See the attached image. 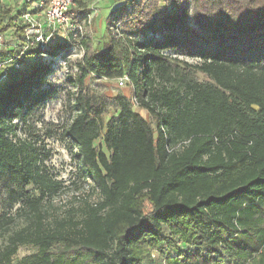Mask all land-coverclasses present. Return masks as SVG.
<instances>
[{
  "label": "trees",
  "instance_id": "1",
  "mask_svg": "<svg viewBox=\"0 0 264 264\" xmlns=\"http://www.w3.org/2000/svg\"><path fill=\"white\" fill-rule=\"evenodd\" d=\"M2 1L0 34L21 40ZM170 3L160 11L154 0H129L123 18H106L100 45L79 42L63 134L99 200L81 199L56 226L45 224L42 202L57 185L34 144L16 135L51 92L42 87L50 65L0 67V197L28 218L0 264H153V250L162 264H264V0ZM123 19L116 36L111 24ZM88 76L125 78L153 124L123 96L107 106L84 85ZM11 221L0 215V235ZM22 245L34 251L14 260Z\"/></svg>",
  "mask_w": 264,
  "mask_h": 264
},
{
  "label": "rangeland",
  "instance_id": "2",
  "mask_svg": "<svg viewBox=\"0 0 264 264\" xmlns=\"http://www.w3.org/2000/svg\"><path fill=\"white\" fill-rule=\"evenodd\" d=\"M10 8L15 9L12 0H3ZM160 11H166L170 8V0H154ZM14 3V4H13ZM125 5L126 11H129V0H97L91 2L79 3V13H92L91 24L85 28L82 39H84L90 47L100 45L106 32V18L109 14L113 17L124 16L121 14L120 8ZM78 7V5H77ZM123 20H115L113 32L117 36L115 27L119 31L123 30ZM193 27L192 24H189ZM57 45L63 46L61 50L62 57L59 62L51 61V55H44L37 52V47L23 49L20 40L14 35L12 30H8L2 34L0 39L1 59H6L7 52L14 51L23 59L19 63L21 69H28L37 59L44 65H50L49 72L45 76L43 88H49L50 94L30 115L26 124H19L16 131L17 139L32 142L39 153V165L44 173L56 183L55 192L49 194L42 202L44 211L45 224L53 227L58 225L60 221L69 216L78 213V207L81 199H87L89 202L99 200L98 193L93 189L91 180L80 174L79 161L76 156L77 146L67 136L63 134V129L70 123L75 95L78 87L74 83L77 70H74V63L79 59L84 50V45L75 40H71L68 33H57L54 39ZM82 41V40H81ZM183 58V57H181ZM189 63H195L198 60L194 58H183ZM4 61V60H3ZM52 62V63H51ZM8 70L12 68L11 63L5 64ZM14 67V66H13ZM15 68V67H14ZM197 76L202 79L201 74ZM4 78L0 80V83ZM89 90L97 95L102 101L109 106L117 96L127 98L132 108L143 118L150 120L148 113L133 104V97L124 83L120 84L116 80L98 79L88 76L84 81ZM5 214L6 217L12 219L8 223V229L0 235V251L8 242V237L13 232L20 230L28 223V218L23 211H20V204L11 206L6 196L0 197V215ZM34 251L31 246H19L17 253L13 259L18 260L22 256L28 255ZM163 254L153 250L150 258L154 259L153 264H162Z\"/></svg>",
  "mask_w": 264,
  "mask_h": 264
},
{
  "label": "built area",
  "instance_id": "3",
  "mask_svg": "<svg viewBox=\"0 0 264 264\" xmlns=\"http://www.w3.org/2000/svg\"><path fill=\"white\" fill-rule=\"evenodd\" d=\"M16 6L13 9L17 17L14 22L23 30V36L20 45L23 49L37 47L41 54L46 53L47 49L54 46L57 33H68L71 40L78 43L83 37L85 28L91 24L92 13H79L76 11L78 2H91L97 0H12ZM117 35H120L118 27H115ZM2 34H0V39ZM62 52L51 55V61L59 62ZM19 55L10 57L0 62V67H4L7 62L15 68L19 67L17 59ZM76 70V68L74 69ZM125 78H119L118 82L122 84ZM133 104H137L133 99Z\"/></svg>",
  "mask_w": 264,
  "mask_h": 264
},
{
  "label": "crops",
  "instance_id": "4",
  "mask_svg": "<svg viewBox=\"0 0 264 264\" xmlns=\"http://www.w3.org/2000/svg\"><path fill=\"white\" fill-rule=\"evenodd\" d=\"M13 2V1H12ZM14 4V3H13ZM77 11H79V4H78V7H77V9H76Z\"/></svg>",
  "mask_w": 264,
  "mask_h": 264
}]
</instances>
